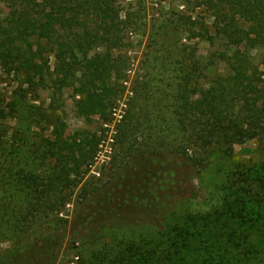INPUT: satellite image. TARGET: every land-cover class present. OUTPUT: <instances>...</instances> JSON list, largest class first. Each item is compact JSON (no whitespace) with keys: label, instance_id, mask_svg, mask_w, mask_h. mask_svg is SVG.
<instances>
[{"label":"rangeland","instance_id":"374dc122","mask_svg":"<svg viewBox=\"0 0 264 264\" xmlns=\"http://www.w3.org/2000/svg\"><path fill=\"white\" fill-rule=\"evenodd\" d=\"M194 1L125 0L124 5L133 4L128 9L137 8L138 3L143 5L147 27L130 32L126 36V47L116 54L120 64L114 82L119 97L107 120L99 111L88 117L77 113L76 87L65 89L61 98L54 100V89L31 88L22 78L0 68V259L29 249H40L39 243L54 236L55 241L41 264H130V261L142 264L146 260L143 255L123 253L120 243L124 245L126 240L141 243L143 237L139 234L143 232H148L152 236L150 239L158 243V225L185 227L189 213L209 215L227 204L230 206L224 212L227 223L220 221L223 225L216 227L212 223L206 225L195 236L194 250L188 253L190 264H204L202 260H209L221 252L218 242L229 241L236 245L242 241H230L233 231L253 228L256 212L248 208H254L252 206L256 204L253 189L263 186L261 180L264 182V136L237 145L232 156L225 155L217 147L212 148L204 167L193 166L183 157L184 148H180L185 146V141L175 119L178 62L182 57L179 46L195 47L204 65L210 62L214 53L225 51V47L220 42L212 46L200 39L190 42L172 29L156 33L153 26L156 23L161 26L174 12L192 9ZM191 9L189 12L192 13ZM8 13L6 4L0 0V22ZM194 16L206 18L200 10L195 11ZM102 52V49L92 50L87 56V64L95 66ZM249 56L261 78L259 88L264 101L263 49L250 51ZM214 62L209 70H204L206 86L213 78L228 73L225 63L218 59ZM54 63L52 57V66ZM59 121L66 124L69 140L87 138L94 145L95 138L99 145L84 181L76 188L64 184L58 196L68 194V201L50 212L44 207L40 191L56 170V162L47 158L46 150ZM124 130L129 134L125 140ZM152 144L168 151L182 169H172L171 174L160 173L164 172L160 170L158 176L139 181L137 197L146 201L144 205L140 201L130 205L125 200L105 205L96 198L91 203L85 201L84 188L97 197L96 192L100 190L111 193L117 185L125 187L127 182L131 183L133 180L120 179V176L129 173L133 158ZM92 145L89 148H94ZM177 171L186 173V179L180 185L173 179ZM161 181L167 197H162L158 191ZM240 186L252 189L249 195L254 204L246 206L247 210L238 201V192L243 189H239ZM58 196L55 202L60 201ZM112 196L115 198L116 193H111L110 198ZM163 202L168 209L162 214ZM137 203L140 205H133ZM208 226L215 227L210 234L206 233ZM256 230L255 234L259 232L257 236L260 237L253 238V242L263 254L250 259L249 264H264L263 220ZM239 250L249 255L253 247ZM43 252L46 250L36 256L44 255ZM138 256L142 260H138Z\"/></svg>","mask_w":264,"mask_h":264},{"label":"trees","instance_id":"16d2710c","mask_svg":"<svg viewBox=\"0 0 264 264\" xmlns=\"http://www.w3.org/2000/svg\"><path fill=\"white\" fill-rule=\"evenodd\" d=\"M3 2L9 13L0 22V68L22 78L24 84L31 88L54 89V100H59L65 89L76 87L77 113L88 117L99 111L107 120L109 111L119 97L114 82L120 64L116 54L126 47V36L130 32L146 29L143 5L138 3L137 8L128 9L133 4L126 3L125 7V0ZM189 9L174 12L171 19L159 27L156 23L153 31L166 33L168 29H172L175 34L186 36L190 42L200 39L210 42L212 46L220 42L225 47V51L214 53L210 62L204 65L195 47L179 46L182 57L178 62L180 68L175 119L185 141V146L180 148H184L182 155L193 166L204 167L212 148L217 147L225 155L232 156L237 145L264 136V101L259 88L261 78H258L249 56L250 51L257 49H263L264 52V0H195L191 9L193 12H189ZM197 10L204 13L206 18L195 17ZM94 49H102L103 52L98 63L89 66L87 56ZM52 57L55 59L54 66L51 64ZM216 59L227 65L228 73L213 78L206 86L204 70H209ZM122 136L124 140L129 137L127 130H124ZM93 142L94 145L90 139L81 137L69 140L66 137V124L59 121L55 126L53 138L47 142L46 153L48 159L56 162V170L40 191L44 207L50 212L68 201V194L58 196L59 190L65 187L64 184L76 188L84 181L88 167L96 158L95 150L99 141L94 138ZM91 145L94 148H89ZM191 150L192 155L189 154ZM175 160L168 151L152 144L151 148L133 158L130 174L125 172L120 176V179L128 178V181H133L127 182L125 187L117 185L113 188L111 193H116L115 198H110L109 191L105 193L102 190L96 192L95 197V193L84 188L85 201L91 203L96 198L105 205L115 200L129 201L130 205L140 201L144 205L146 201L137 197L139 181L158 176L160 170L164 171L160 173L168 174H171L172 169L181 170L180 164ZM173 179L180 185L186 179V173L177 171ZM161 184L163 181L158 182V191L163 194L162 197H167ZM261 184L263 186L255 187L252 191L257 198L256 204L249 195L252 189L240 186L239 189H243L238 192V201L244 209L250 203L254 204V208H248L256 212L253 228L233 231L230 241L241 239V243L235 245L229 241L218 242L221 252L201 262L249 264L250 259L263 254L253 242V238L260 237L257 236L259 232L255 234L260 220L264 221L262 180ZM165 190L169 188L165 187ZM56 196L60 199L59 202H55ZM164 203L160 212L162 214L168 209ZM229 207L225 204L209 215L189 213L185 227L177 224L158 225V243L150 239L152 236L148 232H143L139 234L143 237V242L126 240L123 241L124 245L120 243V247L122 246L123 253L143 255L146 260L142 264H190L188 253L194 250L195 236L209 223L215 227L227 223L224 212ZM215 227L208 226L206 233L210 234ZM54 241L52 236L38 244L41 245L40 249L7 255L0 259V264H41ZM159 247L163 250L159 251ZM242 247H253V250L248 255V252L239 250ZM43 249L46 250L44 255L37 257ZM239 256L245 261L242 262ZM125 260L126 258L123 261ZM138 260L142 258L138 256ZM129 263L132 264L131 261Z\"/></svg>","mask_w":264,"mask_h":264}]
</instances>
